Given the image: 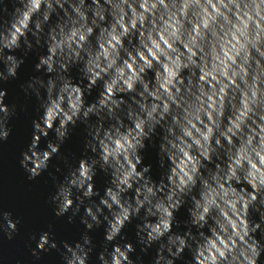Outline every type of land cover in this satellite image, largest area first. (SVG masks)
Returning a JSON list of instances; mask_svg holds the SVG:
<instances>
[{
	"label": "clouds",
	"instance_id": "9594fccd",
	"mask_svg": "<svg viewBox=\"0 0 264 264\" xmlns=\"http://www.w3.org/2000/svg\"><path fill=\"white\" fill-rule=\"evenodd\" d=\"M30 108L19 165L77 226L34 264H264V0H0V147Z\"/></svg>",
	"mask_w": 264,
	"mask_h": 264
},
{
	"label": "water",
	"instance_id": "95a60500",
	"mask_svg": "<svg viewBox=\"0 0 264 264\" xmlns=\"http://www.w3.org/2000/svg\"><path fill=\"white\" fill-rule=\"evenodd\" d=\"M31 62L22 68L21 75L24 77L26 71L30 73ZM15 92L9 90V97H14ZM91 100L92 97H89ZM7 102V101H6ZM35 112L31 108L28 112L21 111L18 118L13 121L14 131L9 141L0 147V203L5 208L14 212V215L21 219L20 232L12 241L6 238L0 242V254L3 260L0 264H16L17 260L23 264H34L31 250L27 242L33 232L47 230L48 223L56 224L58 237L71 235L76 231L75 225H68L66 218L56 220L51 207L47 203V197L52 189L47 172L35 181H29L27 174L19 165V157L31 141V120L35 118ZM49 138H54L50 134ZM46 144L42 142L41 147ZM65 154L76 152L79 154V137L73 134L72 138L61 149ZM154 155L151 152L145 154V163L153 162ZM53 164L58 163L54 158ZM97 187L101 188L104 184L102 175L96 178ZM130 238L134 237V227L126 229ZM97 240L102 239V230L96 234ZM32 247H35L33 243ZM147 259V258H146ZM35 264H59L58 256L53 253H42V260ZM180 264V262H178Z\"/></svg>",
	"mask_w": 264,
	"mask_h": 264
}]
</instances>
